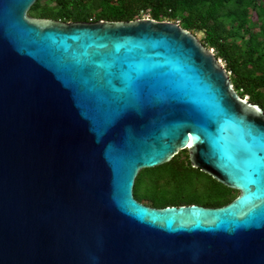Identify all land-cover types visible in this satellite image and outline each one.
<instances>
[{
	"label": "water",
	"instance_id": "water-1",
	"mask_svg": "<svg viewBox=\"0 0 264 264\" xmlns=\"http://www.w3.org/2000/svg\"><path fill=\"white\" fill-rule=\"evenodd\" d=\"M0 0V264H264V111L172 21L34 19ZM186 149L238 194L156 208Z\"/></svg>",
	"mask_w": 264,
	"mask_h": 264
},
{
	"label": "trees",
	"instance_id": "trees-1",
	"mask_svg": "<svg viewBox=\"0 0 264 264\" xmlns=\"http://www.w3.org/2000/svg\"><path fill=\"white\" fill-rule=\"evenodd\" d=\"M142 14L179 20L192 34L201 33L198 40L223 63L237 94L264 111V0H36L28 10L34 19L67 23L124 22ZM197 190L199 197L192 194ZM132 192L137 201L156 208L220 207L234 197L233 190L192 167L186 149L141 169Z\"/></svg>",
	"mask_w": 264,
	"mask_h": 264
},
{
	"label": "rangeland",
	"instance_id": "rangeland-1",
	"mask_svg": "<svg viewBox=\"0 0 264 264\" xmlns=\"http://www.w3.org/2000/svg\"><path fill=\"white\" fill-rule=\"evenodd\" d=\"M145 15H148V14H145ZM145 17H147V16H145ZM142 18V17H141ZM148 18H149V16H148ZM163 21H167V20H163ZM176 23H178L179 24V20H177L176 21ZM195 37L197 38V39H199V38H201L202 37V34L201 33H196L195 34ZM220 63L223 65V63L220 61ZM246 99V98H245ZM199 187V186H198ZM198 189V188H197ZM192 194H194V195H197L198 197L200 196V194L198 193V190L197 191H195V192H192ZM234 194V193H233ZM235 195V194H234Z\"/></svg>",
	"mask_w": 264,
	"mask_h": 264
},
{
	"label": "flooded vegetation",
	"instance_id": "flooded-vegetation-1",
	"mask_svg": "<svg viewBox=\"0 0 264 264\" xmlns=\"http://www.w3.org/2000/svg\"><path fill=\"white\" fill-rule=\"evenodd\" d=\"M222 185H223V184H222ZM233 191H234V190H233ZM234 194H235V195H234ZM234 194H233V195H234V197H235V196H237L238 192H237V191H234ZM234 197H233V198H234Z\"/></svg>",
	"mask_w": 264,
	"mask_h": 264
},
{
	"label": "built area",
	"instance_id": "built-area-1",
	"mask_svg": "<svg viewBox=\"0 0 264 264\" xmlns=\"http://www.w3.org/2000/svg\"><path fill=\"white\" fill-rule=\"evenodd\" d=\"M147 16V17H145ZM142 18H148V15L142 14Z\"/></svg>",
	"mask_w": 264,
	"mask_h": 264
}]
</instances>
